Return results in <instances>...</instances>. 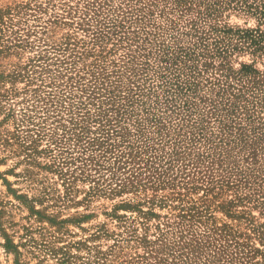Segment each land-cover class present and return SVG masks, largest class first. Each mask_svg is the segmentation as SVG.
I'll list each match as a JSON object with an SVG mask.
<instances>
[{
	"label": "rangeland",
	"instance_id": "rangeland-1",
	"mask_svg": "<svg viewBox=\"0 0 264 264\" xmlns=\"http://www.w3.org/2000/svg\"><path fill=\"white\" fill-rule=\"evenodd\" d=\"M0 264H264V0H0Z\"/></svg>",
	"mask_w": 264,
	"mask_h": 264
},
{
	"label": "trees",
	"instance_id": "trees-1",
	"mask_svg": "<svg viewBox=\"0 0 264 264\" xmlns=\"http://www.w3.org/2000/svg\"><path fill=\"white\" fill-rule=\"evenodd\" d=\"M242 34H243V36L241 37V36H239V39H247L248 38V36H247V34H248V32L246 31V32H242Z\"/></svg>",
	"mask_w": 264,
	"mask_h": 264
}]
</instances>
